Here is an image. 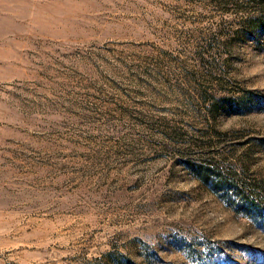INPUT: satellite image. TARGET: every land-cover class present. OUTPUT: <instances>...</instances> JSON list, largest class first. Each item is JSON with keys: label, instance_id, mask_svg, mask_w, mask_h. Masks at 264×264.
Instances as JSON below:
<instances>
[{"label": "rangeland", "instance_id": "374dc122", "mask_svg": "<svg viewBox=\"0 0 264 264\" xmlns=\"http://www.w3.org/2000/svg\"><path fill=\"white\" fill-rule=\"evenodd\" d=\"M0 264H264V0H0Z\"/></svg>", "mask_w": 264, "mask_h": 264}]
</instances>
